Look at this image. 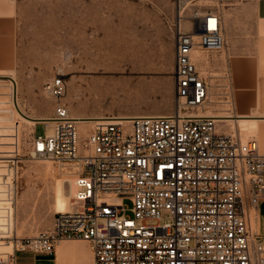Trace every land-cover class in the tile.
Returning <instances> with one entry per match:
<instances>
[{
  "label": "built area",
  "instance_id": "2783aa9c",
  "mask_svg": "<svg viewBox=\"0 0 264 264\" xmlns=\"http://www.w3.org/2000/svg\"><path fill=\"white\" fill-rule=\"evenodd\" d=\"M189 19L190 29L175 26L172 114L107 116L82 139L59 103L42 122L47 133L36 125L25 150L20 120L4 131L0 111V264H20L19 252L54 256L71 240L90 244L92 264H264V237L250 216L264 200V154L256 140L218 132L216 118L198 114L211 83L192 53L227 48L223 15L196 7ZM45 90L59 99L66 82L58 76ZM30 159L70 170L74 209L57 213L48 231L19 237L13 210Z\"/></svg>",
  "mask_w": 264,
  "mask_h": 264
},
{
  "label": "rangeland",
  "instance_id": "374dc122",
  "mask_svg": "<svg viewBox=\"0 0 264 264\" xmlns=\"http://www.w3.org/2000/svg\"><path fill=\"white\" fill-rule=\"evenodd\" d=\"M242 1L195 0L183 4L186 17L196 7L220 10L224 17L227 48L219 53L200 50L206 59L201 65L198 63V68L209 78L212 94L202 111L240 115L235 111L233 101L232 86L237 81L234 66L241 59V21L253 20L252 9L244 7ZM178 2L20 0L14 59L9 64L10 71L0 72V75L15 78L14 103L17 100L24 114L32 118L52 117L59 103L65 105L74 117L172 114L177 106L174 48ZM243 26L246 29V23ZM249 28L259 32V39L252 43L256 48L260 43L262 54L264 24L254 22ZM260 56L259 76L264 77V55ZM58 76L65 80L66 91L55 99L46 92L45 86ZM0 105L2 118L8 124L19 119L14 111L10 80L0 79ZM250 116L259 115L255 110ZM36 125L20 120L17 128L22 131V149L29 147L35 127L37 135L47 133L44 124ZM90 128V123L79 125L82 139H86ZM225 130L229 132L228 128ZM231 133L243 143L258 141V128L255 131L253 121L238 123L237 130ZM68 172L69 169H62L52 161H26L14 216L19 237L35 236L52 228L57 214L54 185L63 176L69 177ZM71 179L73 181V177ZM71 179L65 178V191L70 197ZM125 204L132 208L129 200ZM251 223L252 230L256 231L255 211ZM82 242L91 259L90 244ZM85 254L86 249L80 248L79 264H91L88 260L85 263ZM57 257L19 252L17 262H57ZM66 264H77L76 259L69 257Z\"/></svg>",
  "mask_w": 264,
  "mask_h": 264
},
{
  "label": "crops",
  "instance_id": "0c3cea01",
  "mask_svg": "<svg viewBox=\"0 0 264 264\" xmlns=\"http://www.w3.org/2000/svg\"><path fill=\"white\" fill-rule=\"evenodd\" d=\"M20 0H0V72L10 71L9 64L13 62L15 50V28L17 27V12ZM243 6L252 9L253 20L252 22L241 21V43L240 52L241 59L235 63V78L233 82V101L235 111L243 116H250L256 110L259 119L255 122V131L258 128V145L261 153L264 154V77L259 76V67L261 56L260 47L253 45L254 39H259L258 31H250L249 25L252 23L264 24V0H243ZM223 15V14H222ZM224 18V17H223ZM224 21V19H223ZM246 23L247 27L243 26ZM252 34V35H250ZM250 36V37H249ZM256 36V37H254ZM226 37V36H225ZM227 40V39H226ZM200 65L204 61L205 56L200 55ZM261 57V58H260ZM264 58V56H263ZM239 76V77H238ZM259 124V127H258ZM256 212V228L257 233L264 237V200L260 203ZM252 227V226H251ZM68 242V241H66ZM66 247L74 248L75 253L78 255L80 248L86 249V260L92 264V256L89 259V251L84 244H70L66 243ZM56 253L57 252L56 249ZM56 254V256H58ZM72 257V256H70ZM76 263L79 264L77 256H73ZM58 258V257H57ZM69 257L64 261L57 264H66Z\"/></svg>",
  "mask_w": 264,
  "mask_h": 264
},
{
  "label": "bare ground",
  "instance_id": "6f19581e",
  "mask_svg": "<svg viewBox=\"0 0 264 264\" xmlns=\"http://www.w3.org/2000/svg\"><path fill=\"white\" fill-rule=\"evenodd\" d=\"M189 3H191L190 0H189V2H188V0H179L178 5H177V23L176 24L178 26L180 23L181 27L184 28L185 30L190 29V23H189L190 22V19H189L190 16L186 17V15H184V11L183 12L181 11V13H180V9L182 10V8H184L183 4H189ZM200 55H203L200 53V50L194 51L192 53V58L196 63H200V58H201ZM205 59H206V57H205ZM208 62H209V60H208ZM0 79H2V80L6 79V80L11 81L12 101H13V104H15V108H14L15 110L14 111L16 113V116L20 120H23L24 122L29 123L31 125H36V123H42L46 120H49V118H32V117L25 115L24 112L18 106L19 104L17 103V100L14 103V99H15V95H16V81L14 80L15 79L14 76L13 75H0ZM211 103H213V102H211ZM202 110H203V108L198 112L200 117H214V118H216L218 132H225L226 134L233 135V136H237L236 134H232L231 132H234L237 130L238 123L248 122V121L256 122L259 119L258 117H254V116H243V115H235V114H215L213 112L209 113L208 110H207V112L202 111ZM105 117H99V116H95V117H77L76 116V117H74V116H72V119H75L77 121L78 129H79V125L81 123H90L91 128H92L93 124L97 120L104 119ZM114 117H117L118 119L130 120V119L134 118L135 116H125V117L114 116ZM6 124H8V123H7V121L4 120L2 123L4 130H7ZM91 128H90V130H91ZM225 128H228L229 132H227L225 130ZM90 130L88 132V135L90 134ZM88 135H87V137H88ZM32 160L51 161L48 159H32ZM49 172H50V170H49ZM68 173L69 174H66V175L69 177L63 176L60 180H57L56 184L54 185V207H55L56 213L69 212V211H72L74 209L73 195L75 193V185H74V180L72 181V179H71L72 175H70V172H68ZM48 175H49V173H48ZM65 178L71 179L70 182H71V196L72 197H70L66 194ZM13 215L15 216V209L13 210ZM250 216H252V213L250 214ZM13 221H14L12 223L13 229L16 231L15 217H13ZM72 241H76V242L73 243V242H69V241L68 242L64 241V242H61L57 246V252H59L58 258H57V263L64 261L67 257L77 256V254L75 253L76 250L74 248H71V247H66L65 244L70 243V244L75 245V244H84V243L82 242L83 240H72ZM78 241H80V242H78ZM85 242H87V241H85ZM2 249L6 250L8 248H2ZM90 253L92 256V263H93V255H92L91 247H90Z\"/></svg>",
  "mask_w": 264,
  "mask_h": 264
}]
</instances>
